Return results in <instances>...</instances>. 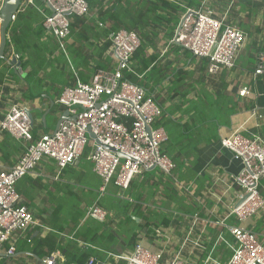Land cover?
I'll return each instance as SVG.
<instances>
[{
    "label": "crops",
    "instance_id": "obj_1",
    "mask_svg": "<svg viewBox=\"0 0 264 264\" xmlns=\"http://www.w3.org/2000/svg\"><path fill=\"white\" fill-rule=\"evenodd\" d=\"M187 1H181L184 11L172 38L159 37L155 51L151 50L158 58L140 76L144 81L147 74L151 75L148 93L163 110L159 125L166 124L172 130V139L165 144L172 145L173 157L181 154L183 148L178 146L185 148L179 157L183 166L176 169L173 178L157 170L147 171L137 176L126 191L110 185L99 200L102 180L88 159L90 147L62 172L54 160L44 159L17 184L21 203L32 211L36 225L18 233L17 252L10 257L23 264H44L52 256L57 264H80L82 256L87 255L89 259L84 264H88L91 258L103 261L109 254H127L142 242L160 253L164 261L178 256L192 264L228 262L234 241L214 223L224 220L234 204L239 187L231 177L240 172L242 164L220 142L240 129L243 135L254 136L264 144V75H255L257 55L264 52V2L207 0L215 19L245 35L235 67L211 75L207 59L197 58L171 42L186 10L203 3L191 0L195 5L189 7ZM50 13L41 0L22 13L21 22L29 28L25 45L44 49L46 63L40 70L24 67L22 62L23 73L18 75L6 62H0V120L15 105L31 110L36 139L54 133L64 114L72 115L58 103L65 88L79 81L91 82L100 65L114 70L117 64L110 50L102 52L105 40L95 41L94 35L70 37L62 46L43 27ZM9 40L7 31V43ZM5 55L11 58L17 54L11 47ZM244 87L251 94L241 97L239 92ZM184 126L189 127L188 135L180 128ZM24 151L21 142L0 130V172L13 167ZM261 193L264 195V182ZM97 202L109 212L105 223L85 217L88 208ZM78 216L81 219L76 224ZM226 222L232 224L234 220ZM245 226L260 237L264 235V211ZM189 233L199 246L185 244ZM4 250L0 248V260L8 257ZM44 251L50 252L39 258L37 253Z\"/></svg>",
    "mask_w": 264,
    "mask_h": 264
},
{
    "label": "built area",
    "instance_id": "obj_2",
    "mask_svg": "<svg viewBox=\"0 0 264 264\" xmlns=\"http://www.w3.org/2000/svg\"><path fill=\"white\" fill-rule=\"evenodd\" d=\"M41 1L52 9L44 18V27L63 46L71 35L69 17L89 15L88 3L86 0ZM35 2L22 0L12 22L16 21L18 14L34 7ZM3 3L4 0H0V24ZM244 41L245 35L240 29L224 26L222 21L213 17L207 0H203L200 8L186 10L181 28L171 40L193 56L207 59L211 75L235 67ZM140 45L138 36L126 30H119L111 37L110 53L117 62L116 68L112 71L99 69L91 82L79 81L76 86L64 89L58 103L67 107L75 120L64 122L56 133L36 139L26 109L21 106H12L0 120V130L11 134L25 148L13 167L0 172V248L5 249V256L16 254L18 233L36 225L32 211L21 203L17 184L44 159L54 160L58 171L62 172L90 147L88 159L102 180L99 200L110 185L126 191L137 176L151 169L158 170L166 178H173L177 166L162 152V146L169 140L167 132L159 125L162 108L142 87L123 79V73L130 71L131 59ZM14 56L19 59L18 55ZM255 75H264V52L257 55ZM250 94L248 87L239 92L241 97ZM88 129L96 141L89 138ZM220 145L242 164L240 172L231 177L239 187L234 204L224 220L214 223L228 232L234 241L232 255L225 264H264V235L260 237L245 226L264 211V195L261 193L264 144L236 129L223 137ZM85 217L105 223L109 212L97 202L88 208ZM229 219L234 223L228 224ZM187 243L199 246L198 240L193 241L190 233L185 239ZM109 260L125 264H192L178 256L164 261L160 253L145 247L142 242L127 254H109L103 261L91 258L88 264H111ZM44 264H57L56 257L46 258Z\"/></svg>",
    "mask_w": 264,
    "mask_h": 264
},
{
    "label": "trees",
    "instance_id": "obj_3",
    "mask_svg": "<svg viewBox=\"0 0 264 264\" xmlns=\"http://www.w3.org/2000/svg\"><path fill=\"white\" fill-rule=\"evenodd\" d=\"M89 6V15L84 17L70 16V29L73 38L91 37L95 36V41L104 39V44L101 47L102 52H107L111 48V37L119 30H126L135 33L140 39V47L133 55L130 62V71L123 73V79L131 84L142 87L145 91L151 92L150 84L148 81L151 75L145 76V80H141L140 76L146 74L151 65L157 60L158 55L153 54L155 42L162 35L164 38L170 39L174 34V30L179 24V19L184 9L181 7L182 0H86ZM188 6H194V1H187ZM200 8V7H199ZM21 12L18 14L16 21L8 28L10 34L9 43L6 49L14 50V53L20 56L21 62L24 67L29 65L34 70H40L46 63L43 54L44 49L34 47L31 49L25 45L27 40L29 28H25L22 24L24 15ZM44 27V24H43ZM42 28V27H41ZM44 29H46L44 27ZM47 30V29H46ZM152 50V51H151ZM27 59V60H25ZM97 70L103 69L112 71L108 65H100ZM132 121H129L131 123ZM179 127V126H178ZM163 128L168 134L169 142L172 139V130L166 124ZM184 132L189 131L188 126L180 127ZM166 145V144H165ZM162 146L163 154L170 157L176 164L177 168L183 166L184 162L179 160L184 152L183 148L178 156H171L170 149L172 145ZM81 219L78 216L75 219L77 224ZM49 242H52L49 240ZM39 243H44L41 241ZM44 246V244L42 245ZM51 246V244H48ZM50 252V251H49ZM49 252H38L39 258H45ZM89 259V256H82V262ZM0 264H23L21 260L7 257L0 260Z\"/></svg>",
    "mask_w": 264,
    "mask_h": 264
},
{
    "label": "water",
    "instance_id": "obj_4",
    "mask_svg": "<svg viewBox=\"0 0 264 264\" xmlns=\"http://www.w3.org/2000/svg\"><path fill=\"white\" fill-rule=\"evenodd\" d=\"M22 0H4L2 10H1V19L2 22L0 24V62H6L9 68H12L14 73L21 75L23 73L21 64L22 62L17 59L15 56H12L11 58H8L5 53L7 52L6 45H7V31L8 28L14 23L12 22V16L16 14ZM50 10L51 7L49 6ZM182 25V22L178 28L180 30ZM26 113L30 119L31 125L33 127L34 125V116L33 112L31 110H26ZM75 120V116H70L69 114H64L62 118L59 119L56 125V130L54 133H56L61 125L66 121H73ZM148 131H150V128H148ZM88 136L91 140H95L96 138L94 134L90 132V129H88ZM119 156L124 157L122 154H119ZM154 169H151L150 171H153ZM0 257H3V255L0 254Z\"/></svg>",
    "mask_w": 264,
    "mask_h": 264
},
{
    "label": "rangeland",
    "instance_id": "obj_5",
    "mask_svg": "<svg viewBox=\"0 0 264 264\" xmlns=\"http://www.w3.org/2000/svg\"><path fill=\"white\" fill-rule=\"evenodd\" d=\"M158 171V170H157ZM154 173L156 172V170L153 171Z\"/></svg>",
    "mask_w": 264,
    "mask_h": 264
}]
</instances>
